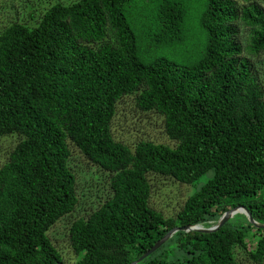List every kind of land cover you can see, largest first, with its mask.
Here are the masks:
<instances>
[{
    "label": "trees",
    "instance_id": "16d2710c",
    "mask_svg": "<svg viewBox=\"0 0 264 264\" xmlns=\"http://www.w3.org/2000/svg\"><path fill=\"white\" fill-rule=\"evenodd\" d=\"M241 27L246 29L245 40ZM264 51L258 0L54 2L29 27L0 31V264H59L50 228L78 201L70 144L108 174V197L73 219V264H130L174 227L213 226L233 206L264 224ZM155 112L174 145L114 138L117 104ZM150 176L192 184L174 216L150 206ZM177 231L137 264H264V229L247 218ZM173 241L184 261L154 257Z\"/></svg>",
    "mask_w": 264,
    "mask_h": 264
},
{
    "label": "rangeland",
    "instance_id": "374dc122",
    "mask_svg": "<svg viewBox=\"0 0 264 264\" xmlns=\"http://www.w3.org/2000/svg\"><path fill=\"white\" fill-rule=\"evenodd\" d=\"M69 3L74 0H0V31L12 22H20L32 27L41 13L54 2ZM241 2V0H238ZM264 6V0H258ZM246 29L241 27V36L245 40ZM259 82L264 86V51L257 56H250ZM114 138L127 144L133 149L136 142L141 139L163 143L173 146L164 131L163 119L155 112H143L135 105L132 96L125 97L117 104L116 113L111 123ZM17 137L0 136V165L4 163L10 151L16 144ZM71 156L69 166L76 177V194L78 197L74 210L59 219L48 231V236L55 247L60 251L64 264L71 263L75 258L67 241L68 227L77 217L86 216L91 210L99 206L109 195L108 174L87 160L77 148L70 144ZM205 181V176L192 184H182L172 178L150 176L151 196L149 204L160 211L165 217L174 216L183 205L187 196L198 189ZM247 198L227 200L232 208L243 206ZM246 215L236 212L227 219L229 227L244 224ZM248 220V219H247ZM189 253L169 241L161 247L154 257L170 260L184 261L189 258ZM244 264H252L245 262Z\"/></svg>",
    "mask_w": 264,
    "mask_h": 264
},
{
    "label": "water",
    "instance_id": "95a60500",
    "mask_svg": "<svg viewBox=\"0 0 264 264\" xmlns=\"http://www.w3.org/2000/svg\"><path fill=\"white\" fill-rule=\"evenodd\" d=\"M236 212L244 213L248 221L253 226H255L256 228L258 227V228L264 229V224L257 223L252 218L251 213L248 211V209L245 206H238V207L231 208L228 211L224 212L213 226L203 227L197 224V225L172 228L167 233H165L159 240H157L147 251H145L141 256H139L136 260L132 261L130 264H137L138 262L146 258L149 254H151L156 249H158L162 244H164L177 231H184V232L199 231V232H204V233L213 232V231H216L219 227H221L227 221V219ZM59 264H62V263H59Z\"/></svg>",
    "mask_w": 264,
    "mask_h": 264
}]
</instances>
